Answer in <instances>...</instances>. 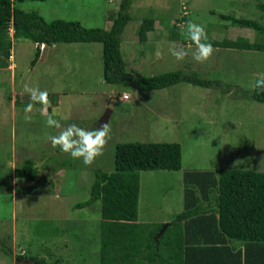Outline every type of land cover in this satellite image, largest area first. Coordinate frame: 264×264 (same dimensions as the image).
<instances>
[{
  "label": "rangeland",
  "instance_id": "1",
  "mask_svg": "<svg viewBox=\"0 0 264 264\" xmlns=\"http://www.w3.org/2000/svg\"><path fill=\"white\" fill-rule=\"evenodd\" d=\"M11 1L16 9L37 12L45 21H78L84 28L101 29L109 28L121 3ZM130 1L120 55L131 82L103 81L99 43L39 47V59L30 68L35 46L26 40L11 42L7 66L0 69V264H28L29 257L43 258L47 264L98 263L99 202L75 205L88 200L94 170H113L117 143L180 146L178 171L139 172V223L170 222L184 210L186 192L200 198L182 183L186 174L221 169L264 173V104L240 95L251 90L258 73H264V52L215 48L208 61L199 63L190 56L177 61L169 51L174 44L182 45L170 36L176 30L186 32L189 21L205 26L211 40L242 38L264 43V33L217 17L230 15L264 26V15L256 6L264 0ZM145 18L154 20V29L140 43L138 28ZM172 71L196 73L219 84L201 88L178 83L149 92L133 85L136 79ZM25 85L48 92L46 111H54L53 118L64 127L75 123L94 129L107 122L112 138L104 154L85 166L82 159L53 148L48 137L59 130L47 125L44 105L33 103L32 111L25 112L30 103ZM26 115L31 119L26 120ZM27 159L37 170L33 182L12 175ZM7 249L11 255L5 253ZM18 255L24 260L17 262Z\"/></svg>",
  "mask_w": 264,
  "mask_h": 264
},
{
  "label": "trees",
  "instance_id": "2",
  "mask_svg": "<svg viewBox=\"0 0 264 264\" xmlns=\"http://www.w3.org/2000/svg\"><path fill=\"white\" fill-rule=\"evenodd\" d=\"M130 4V0H121L109 28L101 29L84 28L78 21H45L37 12H25L16 9L11 0H0V69L7 66L13 41L26 40L35 46L28 64L30 68L39 59L41 44L47 47L61 43H99L102 48L103 81L113 85L131 82L132 78L125 72V63L120 55V36L130 20ZM256 6L264 15V3L259 2ZM217 17L228 20L237 27L264 33V26L253 20L222 14ZM153 29L152 18L142 19L138 28V41L144 43L147 33ZM181 33L176 30L170 40L179 41L182 45H192L186 35ZM208 40L214 48L264 52L263 42H249L242 38ZM178 83L201 88L219 84L201 79L196 73L172 71L136 79L133 85L140 92H149ZM240 95L264 104V91H259L258 94L252 87L249 91H240ZM59 149L56 147V150ZM180 165V146L177 143L115 144L113 170L108 173L94 170L88 200L75 205L76 208H81L99 202L97 264H183V257L188 256L189 251L183 243V231L187 224L182 223L192 217H197L196 221L206 220L205 215H210L213 228L222 240L241 242L245 246L258 245V251L264 255L263 172L221 169L214 173L201 171L186 174L182 183L193 194H199L200 198H191L186 192L184 210L170 220L158 237L156 235L162 223L137 222L139 172L178 171ZM36 174V167L30 159L24 160L12 173L13 178L28 182H33ZM188 193L193 195L191 191ZM201 199L207 202L205 206ZM210 249L214 252L218 250ZM5 253L11 255L9 249ZM15 259L19 262L24 257L18 255ZM28 259V264H47L43 258Z\"/></svg>",
  "mask_w": 264,
  "mask_h": 264
},
{
  "label": "clouds",
  "instance_id": "3",
  "mask_svg": "<svg viewBox=\"0 0 264 264\" xmlns=\"http://www.w3.org/2000/svg\"><path fill=\"white\" fill-rule=\"evenodd\" d=\"M181 35H186L195 48L193 50L191 47L174 44L169 51L177 61L183 62L190 56L194 61L204 63L213 56L215 48L208 40L205 26L189 21L186 25V32H182ZM39 47L43 49L44 46L41 44ZM160 55L157 52V56ZM253 88L258 91V94L259 91H264V73L257 74ZM24 91L30 97V103L25 107V112L32 111L33 103L44 105L45 111L42 114L47 116V125L59 130L56 135L48 137L53 148L59 147L62 152L69 154L73 159H82L85 166H91L97 157L104 154V149L112 138L111 127L107 122L94 129L82 128L75 123L64 127L53 118L54 111L52 113L46 111L50 106L49 94L46 90H40L38 87L29 88L25 85ZM25 119L30 120L31 117L26 115Z\"/></svg>",
  "mask_w": 264,
  "mask_h": 264
},
{
  "label": "crops",
  "instance_id": "4",
  "mask_svg": "<svg viewBox=\"0 0 264 264\" xmlns=\"http://www.w3.org/2000/svg\"><path fill=\"white\" fill-rule=\"evenodd\" d=\"M200 201L204 206L207 204ZM205 216L206 220L197 222V217H192L182 223L187 224L183 243L189 251L188 256L183 257V264H264V255L258 251V245L245 246L241 242L222 240L213 228L210 215ZM165 222L169 223L168 220L162 223ZM210 248L218 250L214 252Z\"/></svg>",
  "mask_w": 264,
  "mask_h": 264
},
{
  "label": "water",
  "instance_id": "5",
  "mask_svg": "<svg viewBox=\"0 0 264 264\" xmlns=\"http://www.w3.org/2000/svg\"><path fill=\"white\" fill-rule=\"evenodd\" d=\"M111 102L114 103L115 100H114V99H111ZM110 107H112V104L108 106V109H109ZM167 225H168L167 223L162 225V227L160 228V231L157 233L156 237H158L159 235H161V233L163 232V230L165 229V227H166Z\"/></svg>",
  "mask_w": 264,
  "mask_h": 264
},
{
  "label": "built area",
  "instance_id": "6",
  "mask_svg": "<svg viewBox=\"0 0 264 264\" xmlns=\"http://www.w3.org/2000/svg\"><path fill=\"white\" fill-rule=\"evenodd\" d=\"M121 97H122L123 99H125V98H126V95H125V94H122Z\"/></svg>",
  "mask_w": 264,
  "mask_h": 264
}]
</instances>
